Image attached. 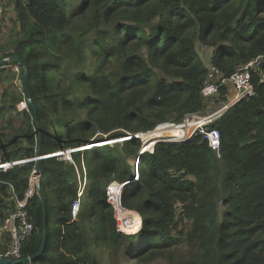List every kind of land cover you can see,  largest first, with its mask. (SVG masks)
<instances>
[{
  "label": "trees",
  "instance_id": "obj_1",
  "mask_svg": "<svg viewBox=\"0 0 264 264\" xmlns=\"http://www.w3.org/2000/svg\"><path fill=\"white\" fill-rule=\"evenodd\" d=\"M12 12L18 39L0 60L17 56L29 76L24 86V67L12 62L0 67V78L19 67L20 87L33 106L16 119L21 130L9 132L8 140L7 130H0L3 147L21 152L8 160L26 161L0 178L20 198L39 148L42 154L41 194L28 204L35 231L23 258L40 251L47 217L48 244L32 264H101L94 247L141 258L171 253L186 242L195 250L179 264H264V0H14ZM198 46L211 51L210 58ZM256 60V96L207 127L221 135L219 153L200 134L182 145L159 143L154 154L143 156L133 184H127L133 172L126 158L140 152L137 139L122 149L74 152L75 164L51 157L97 144L100 134L111 138L153 131L168 121L181 124L186 114L205 109L202 90L211 67L229 78ZM62 61L69 67L65 75ZM220 95L227 96L228 87ZM85 171L83 212L74 221L78 177ZM114 182L125 184L123 206L142 218L136 236L118 231L107 197ZM179 204L188 234L180 229ZM15 210L8 190H0V223Z\"/></svg>",
  "mask_w": 264,
  "mask_h": 264
},
{
  "label": "built area",
  "instance_id": "obj_2",
  "mask_svg": "<svg viewBox=\"0 0 264 264\" xmlns=\"http://www.w3.org/2000/svg\"><path fill=\"white\" fill-rule=\"evenodd\" d=\"M4 4V0H0V27L4 25V21L7 16V10L5 9ZM259 66L260 62L258 60L253 61L245 66L240 67L238 71L229 78L224 77L221 71L216 67L210 68L208 79L205 83L204 89L202 90V95L205 101H212L217 98L220 95V90L222 87L231 86L232 90L236 92V96L234 97V99L229 100L227 102V105L221 111L207 117H203L198 113L188 114L186 115L182 124L167 122L159 125L153 131L140 132L133 135L129 134L128 136L124 137V141L137 139L142 144L141 150L138 155L132 158L133 161L131 162V167L133 177L130 179L129 184H133L140 179V168L143 156L145 154H154L156 146L159 143H165L169 145H182L193 141L195 137L200 134L204 136V139L208 142L209 147L212 148L215 152L219 153L221 148V135L217 130H209L207 127L216 119L220 118L228 109H230L239 101L243 99H252L256 96V92L252 84L251 71L258 68ZM21 105L24 106V109L29 111V100L27 96L24 102L19 105L20 111H22L20 108ZM160 127H165L167 129L177 128L180 130L176 131L173 136H169L168 138L156 139L154 138V134ZM70 151L71 150L60 151L56 155H58L62 161L68 162L70 164H75L71 154L73 153V151ZM25 163V160L9 161L4 160L2 157H0V175L8 174L15 170L17 167L24 165ZM39 175L40 174L36 171L35 167L29 178V188L23 198H20L15 186L12 183L3 181L0 178V190H8V192L11 194V200L16 204V210L12 212L3 222L0 223V234L8 236L10 240L8 252H6V254L0 258L13 260L15 262L22 260L23 248L33 238L35 227L29 217L28 204L32 198H34L36 195L39 196L40 194ZM83 178L85 179V181L80 184L78 198L72 206V219L74 221L78 220L80 216L82 198L84 197L85 191L88 186L86 171ZM118 184H112L108 188V201L114 208L115 218L117 220V223L119 222L118 227L121 228L123 219L122 212L125 211L122 207L121 196L123 195L122 192L125 184ZM112 186L118 187L119 189V204L113 203L114 200L111 198Z\"/></svg>",
  "mask_w": 264,
  "mask_h": 264
},
{
  "label": "rangeland",
  "instance_id": "obj_3",
  "mask_svg": "<svg viewBox=\"0 0 264 264\" xmlns=\"http://www.w3.org/2000/svg\"><path fill=\"white\" fill-rule=\"evenodd\" d=\"M4 2H5V4H4L5 8L7 10L8 9L10 10L12 8V10L14 11V0H4ZM7 13H11V12H7ZM8 18L9 19L5 20V23L1 28V36H0V42L1 41L3 42L2 47L4 48V52H10L12 50V48H14V45L18 39V29L13 27L12 17L9 16ZM198 48H200V51L202 50V52L205 54L206 58H210V52L211 51H209L207 49L205 50L204 48H201L200 46H198ZM62 65L63 66H62L61 74L65 75L69 72V67H68V64L65 63V61H62ZM17 68L19 70L15 73L12 72L11 69L7 70L8 71L7 73H9V76L6 77V79L8 78V81H5L6 79L3 80L0 78V110L3 111V113L1 114L3 116L0 117V130H2V132H5V130H7L4 134L6 139L8 138L9 132L21 130V125H22L21 120H20V123H17L15 121H16V119L22 118V116H21L22 112H27V110L24 109V106H22V105L20 107L22 111L19 110V105L22 102H24V100L26 99V95L24 94V92L22 90L23 88L20 87L21 86L20 85L21 84L20 68L19 67H17ZM21 74H22V72H21ZM234 95H235V91L232 90L231 86L228 87V95L227 96H225L223 98L222 95H219L217 98H215L212 101H205V106H206L205 109L201 113H198V114L203 116V117H207L209 115L215 114V112L217 113V112L221 111V109H223L224 106L227 105V102L229 100L233 99ZM22 98H24V99H22ZM186 115L184 116L183 121H184ZM183 121H182V123H183ZM168 122H172V121H168ZM165 123H167V122H165ZM172 123H174V122H172ZM162 124H164V123H162ZM159 125H161V124H159ZM138 133H140V132H138ZM129 134L133 135L136 133H130L129 132L126 134V136H128ZM0 136H2V135H0ZM126 136H117V137L107 138V136H103L100 134V137H98V139L102 138L101 142H103V141H109L110 142L111 140L114 141L116 139L118 141L119 139H123ZM6 139L4 138V136H3V138H0V157H3L4 160H8L9 158H14L16 156L21 155V152L13 153V152H17L18 149H13V148L11 149V145H7V147H5V146L3 147V144H4ZM124 142L125 141L122 140L121 143H119L117 145L114 144V147L122 149ZM89 144H92V143H89ZM89 144H87L86 146H88ZM97 145H99V144H97ZM83 149H84V146L80 147L79 149H74V150L69 149V150L73 151V153H74V152H78L79 150H83ZM58 152H60V151H58ZM58 152L51 155V157L57 158L58 160L62 161L60 159V157L58 155H56ZM121 155L123 156L122 153H121ZM133 157H134L133 155L128 156L127 158L125 157L127 160V165L131 168V170H132L131 162L133 161V159H132ZM66 163L70 165V163H68V162H66ZM221 172H222V174L225 173L224 170H222ZM78 179L81 181V183H83L85 181V179L82 178L81 175L78 177ZM115 183L118 184V182H114L112 184H115ZM118 185H120V184H118ZM108 188H107V197H108ZM113 190L116 193L119 191L118 187H115V186H113ZM121 201L123 202V195L121 196ZM217 201H218V206H219L218 212L220 215H222V213L225 211V208L222 204V199L219 197L217 199ZM74 202H73V204H74ZM83 207H84V203L82 202L81 211H80L81 214L83 212ZM122 207L124 208V210L128 211L129 213L133 212V213L139 214V213H137V211H131L130 209L124 207L123 203H122ZM179 207H181L180 204L177 205V207H176L178 209L177 219H180V222H181L180 229L185 231L186 234H188V231L190 229V224H189V221L187 219L183 218V220H182V217H180L181 216V211H180L181 209ZM86 209H87V207H86ZM86 214H87V211H84V215H86ZM139 217H140V223L139 224H141V226L143 228V221H142L140 214H139ZM52 223H53V219H52ZM117 224H119V222ZM51 228H53V225L51 226ZM117 228H118V231L121 232L122 234L128 235V233H127L128 230L123 228L122 225H121V228H119L117 225ZM141 230L139 232L138 231L136 232V230H135V233H134L135 235H133V236H136L137 234H139L141 232ZM88 232L90 234V231H88ZM129 233H131V232H129ZM90 235L92 236V233ZM192 247H193V245H191L189 242L188 243L186 242V243L182 244L179 248L177 247L176 249H174L171 253L167 251V252L162 253V255H151L150 254L149 256H145V254H144L141 256V258L128 257L126 255V253L121 254L120 256H122V257L118 258L116 253L109 247H102V248L94 247L92 250L97 255V258L101 262V264H179L182 256H186V255L188 256L191 252H193L195 250ZM123 249L124 248H122L121 250L123 251Z\"/></svg>",
  "mask_w": 264,
  "mask_h": 264
},
{
  "label": "bare ground",
  "instance_id": "obj_4",
  "mask_svg": "<svg viewBox=\"0 0 264 264\" xmlns=\"http://www.w3.org/2000/svg\"><path fill=\"white\" fill-rule=\"evenodd\" d=\"M234 99V98H233ZM225 107V106H224ZM222 110V109H221ZM216 113V112H215ZM180 129H177V128H171V129H167L165 127H160L156 132H155V136L154 138H168L169 136H173L174 133L176 131H179ZM125 138L123 139H119L118 141H103V142H98L97 144L95 143H92V144H89L88 146H85L84 148V151H94V150H97L98 148L100 147H103L105 145H114V144H119L122 142V140H124ZM111 198H113V202L115 204H119L118 201H119V191L116 193L114 191H112L111 193ZM122 227L125 228L127 231L128 234H133L135 235V230L136 232L137 231H140L142 228H141V224L140 223V218L139 216L136 214V213H129L128 211H123L122 212ZM139 226V227H138ZM136 228V229H135ZM141 228V229H140ZM140 229V230H139ZM131 232V233H129Z\"/></svg>",
  "mask_w": 264,
  "mask_h": 264
},
{
  "label": "water",
  "instance_id": "obj_5",
  "mask_svg": "<svg viewBox=\"0 0 264 264\" xmlns=\"http://www.w3.org/2000/svg\"><path fill=\"white\" fill-rule=\"evenodd\" d=\"M12 62H15L19 66H23L24 67L25 73H24V76H23V84L25 86L27 78L29 76V67H28V65L26 63L21 61L17 56H14V57L8 58V59L0 60V67L8 65V64H10ZM28 100H29V104L33 106V103L31 101V99L28 98ZM111 141H113V140H111ZM114 141H117V139L114 140ZM39 142L41 143V135H39ZM41 162H42V154H41V150L39 148V154H38V161H37L36 171L40 174L39 175V182H40L39 190H40V194H41V181H42ZM129 182L127 184H129ZM40 194H39V196H40ZM48 230H49V219L47 217H45L44 240H43L42 247H41L40 251L38 252V254H36L35 256L29 257V258H23L22 260L17 261V262H15L13 260H7L5 258H0V264H32L33 262L41 259L42 256H43V252L46 249L47 244H48V238H47Z\"/></svg>",
  "mask_w": 264,
  "mask_h": 264
},
{
  "label": "crops",
  "instance_id": "obj_6",
  "mask_svg": "<svg viewBox=\"0 0 264 264\" xmlns=\"http://www.w3.org/2000/svg\"><path fill=\"white\" fill-rule=\"evenodd\" d=\"M13 10H12V8L10 9V11L9 12H11V13H7V16H6V18H5V20H8L9 18V16L10 17H12V18H14L15 17V13L14 12H12ZM4 23H5V21H4ZM13 25V24H12ZM14 27V26H13ZM17 28V27H16ZM18 29V28H17ZM18 31H19V29H18ZM0 44H1V46L3 45V42L1 41L0 42ZM6 53H8V52H6ZM3 55H4V49H0V58H3ZM9 68V67H8ZM19 69L17 68V67H15V72H17ZM236 96V92H235V95H234V97ZM233 97V98H234ZM112 191H114L113 190V186L111 187V193H112ZM142 227V226H141ZM9 246H10V240H9V238H8V236H6V235H1L0 234V257H2L3 256V252L4 251H6V252H8V249H9Z\"/></svg>",
  "mask_w": 264,
  "mask_h": 264
}]
</instances>
